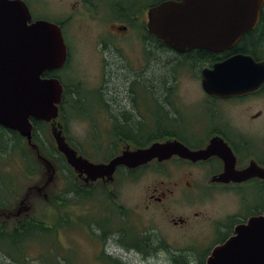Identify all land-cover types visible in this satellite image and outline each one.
Instances as JSON below:
<instances>
[{
	"label": "flooded vegetation",
	"instance_id": "flooded-vegetation-1",
	"mask_svg": "<svg viewBox=\"0 0 264 264\" xmlns=\"http://www.w3.org/2000/svg\"><path fill=\"white\" fill-rule=\"evenodd\" d=\"M20 1L31 14L30 24L45 21L60 28L68 50L83 45L114 49L116 44L121 45L118 37L140 32L131 48L145 49L144 65L114 89L107 90L104 84L101 90H85L83 105L76 106L68 99L62 111L61 104L54 123L58 128L55 132H61L78 156L93 163L107 164L126 152L148 149L155 144L163 145V160L156 158L135 169L119 166L112 181L105 178L87 183L86 176L80 177L58 151L53 122L31 119V144L18 131L0 125V145L6 146L10 139L16 146L23 147L20 143L24 144L25 149L36 155L41 166L39 171L49 170L55 182L59 177L62 184L59 192L50 191L51 184L44 189L40 185L28 187L20 199L25 188L21 179L17 177L15 183L12 175L0 174V225L8 231L3 237L5 241L18 239L10 231L21 228L34 217L47 218L51 214L54 221L49 225H55L56 206L62 202L56 204L52 199L62 191H65V197L72 199L73 192L71 189L68 192V188L73 182L84 192L102 187L112 199L108 222L100 221V225L95 226L97 233L91 235L95 240L97 259L102 262L108 259L107 264H112L110 261L124 264L110 253L111 243L120 254L139 257L143 262L156 259L165 264H207L213 251L235 237L240 226L264 215V179L222 180V177L247 170L252 163L264 168V85L260 90L236 97H217L203 88L204 71H210L216 64L236 55L249 56L257 63L264 61V0L259 13L251 20L241 19V14L234 18L238 11L231 4L212 0V33H240L243 24L252 27L244 30L235 44L204 43L185 52L176 51L162 41L154 43L148 30L151 8L163 2L181 0ZM198 22L202 27L205 24L202 20ZM92 35L95 38L89 39ZM153 46L162 50L163 74L159 78L153 75ZM115 63L120 65L121 72L130 70L124 61ZM45 74L44 78H58ZM184 83H191V88L195 89L182 90ZM74 90L73 86L69 88V97ZM69 109L71 114H77V118L96 129L99 143L90 145L88 151L96 149L99 160H94L75 141L67 125L74 121V118L70 121ZM38 122L47 126L43 130L42 127L37 129ZM36 136L52 152H58L50 161L53 167L39 161L38 143L36 149L33 146ZM190 153L200 156L194 158ZM20 158V162L26 164L27 173L32 177L36 175L38 166L29 162L28 154ZM55 182L54 186H57ZM126 186L141 188L135 196V199L139 198L137 201H119L117 191ZM16 202L17 206L11 208ZM37 202L48 206L47 216L37 214ZM67 205L73 207V203ZM68 209L65 221L71 222L72 211ZM96 221L98 223L99 219ZM182 238L189 243L188 249L174 251L172 242ZM114 253H118L115 248Z\"/></svg>",
	"mask_w": 264,
	"mask_h": 264
},
{
	"label": "water",
	"instance_id": "water-1",
	"mask_svg": "<svg viewBox=\"0 0 264 264\" xmlns=\"http://www.w3.org/2000/svg\"><path fill=\"white\" fill-rule=\"evenodd\" d=\"M231 4L241 19H253L263 0H222ZM205 21L204 26L198 22ZM32 21L27 6L20 0H0V125L18 131L31 144V119L53 122L58 151L87 183L113 180L116 168L135 169L158 158L163 160V145L126 152L109 163H93L78 156L54 126L59 116L64 88L58 78H44L46 72L61 70L68 60V49L60 28L50 22ZM242 32L252 25L242 26ZM148 30L174 50L185 52L202 44H235L236 33H212V0L167 1L148 11ZM232 46V45H230ZM203 88L217 97H236L260 90L264 85V61L236 55L203 73ZM35 148L36 146L33 145ZM198 158L200 154L190 153ZM40 158V157H39ZM47 166L51 163L40 158ZM264 179V168H250L222 180ZM207 264H264V215L252 218L237 230L230 241L217 247Z\"/></svg>",
	"mask_w": 264,
	"mask_h": 264
},
{
	"label": "rangeland",
	"instance_id": "rangeland-1",
	"mask_svg": "<svg viewBox=\"0 0 264 264\" xmlns=\"http://www.w3.org/2000/svg\"><path fill=\"white\" fill-rule=\"evenodd\" d=\"M93 30L97 29L94 28ZM133 34L134 35L126 37H118L117 40L121 42V45L116 44V48L114 49H95L86 45L71 47L68 50L70 59L69 68L61 71L59 74L60 77L70 85L72 83H81L85 89L89 91L101 90L103 89L104 84H106L107 90L118 87L122 84V80L132 76L135 69H139L140 65H144L145 49L131 48L135 40V36H139L140 32ZM93 38H95L94 35L90 36L89 39ZM114 41L116 42V40ZM152 52L153 60H155L153 65V75L159 78V76L163 74L160 63L162 50L158 46H153ZM120 60L124 61L129 66L130 70L121 72L119 70L120 65L115 63L118 61L120 62ZM181 88L184 91L195 89V87L191 88V83H184L181 85ZM71 111V109L68 110L69 113ZM66 114L67 109L65 115ZM69 116L70 121L72 118H74V121L72 123L68 122L67 125L68 128L71 129L77 144L90 154L94 160H99V152L96 149L94 152L88 151L90 145H93L96 141L99 143V137L95 134L96 129L89 125L85 120L77 118V114L70 113ZM20 144L25 147L24 144ZM23 148L19 145L16 146V143L11 139L6 146L0 145V174L2 176L7 174L8 176L12 175L15 178V183L17 177L21 179L25 188L23 189V192L20 193V199L23 198L28 187L34 185H40V187L44 189L48 184H51V186H53L50 191L53 189L59 192L62 189L59 177L57 176L58 178H56L55 182V177L52 178V173L50 176L48 169V172L44 173L39 171L40 165H38V159L31 151H28L29 162L36 163L38 169L36 171V175L33 177L27 173L26 164L20 162V157L23 155ZM5 166H8V170H5ZM28 176L32 178H28ZM54 182L57 183V186H54ZM76 185H78V183H76ZM140 191L141 188L138 186L123 187L117 191V193L120 194L119 201L122 203L137 201L139 198L135 199V196H137ZM6 198L11 200L7 195ZM99 201L94 200L80 202L77 205H73V207L70 206L71 208L69 207L68 209L69 211H72V213H70V217L72 219L70 226L61 229L59 234L54 237H45L42 239L43 241L29 239L23 242L20 239L17 244H11V241H5V239L0 238V262L3 264H25V261H23L25 256L27 258L26 260L29 261L27 264H40V259L50 258L49 254L54 253L53 259L57 257L59 261V263H55L53 261L54 264H107L109 261L108 259L104 257L108 261L105 260L102 262V260H98L95 255V240L91 236L93 232L91 233V231L84 224H79L80 218L84 222L87 220L88 222H91L93 219L101 220L103 218L102 214L104 209H112L110 202L105 205ZM105 202L107 203V201ZM73 203H76V200H74ZM11 206V208H15L17 206V202L15 204L12 203ZM47 209H49L48 206H46L45 203L40 202L37 208V214L40 216H47ZM52 212L53 215H55L54 210H52L51 213ZM48 217V222L52 223L54 221V217L51 214H49ZM81 225H84L86 228H82L83 226ZM174 241L175 242H172L174 245V251H179V249L185 248L188 249L187 247L189 246V243L183 238L181 241ZM113 247L116 249V252L119 253V250L114 243H111L109 246V248H111L110 253L114 254L117 259L120 258L118 260L124 264H165L164 262L157 261L156 259L150 260L149 262H143L142 259L133 255L125 256L120 253H114ZM116 258L113 257V259ZM110 263L115 264L111 261ZM168 264H170V262Z\"/></svg>",
	"mask_w": 264,
	"mask_h": 264
},
{
	"label": "trees",
	"instance_id": "trees-1",
	"mask_svg": "<svg viewBox=\"0 0 264 264\" xmlns=\"http://www.w3.org/2000/svg\"><path fill=\"white\" fill-rule=\"evenodd\" d=\"M152 39H153V42L156 43V44H160L161 41L158 40L156 37L152 36ZM69 65H70V62L68 61L64 70H66L67 68H69ZM59 71H56L54 73H46L45 76L46 77H51V76H55V77H58L59 79H62L59 75ZM62 82L64 84V87H65V90H64V98H63V103H62V111L64 110V105L66 104V102H68V99H71L73 104L76 105V106H80V105H83L85 102H84V98H85V93L84 91L86 90L85 87L81 84V83H72L71 85L67 82H65L63 79H62ZM75 89L74 90V93L69 97V88L72 87ZM36 126H37V129L38 127L41 128L42 127V130L44 127H46L47 125L43 122V123H36ZM34 144L38 145V152L40 155H42V157H45L46 159H48L49 161H52L55 159V154H58V152L54 151L52 152V149L49 148L48 146L45 145L44 142H42V140H40L39 137H34V140H33ZM24 147V146H23ZM22 147V148H23ZM22 152L23 154H28V150L25 149V147L22 149ZM67 166V165H66ZM68 192H70V189L72 190L73 192V196H72V199H69L67 197H65V191H62V193H57L56 196H55V199H52V202H55L56 204H58L59 202H62L61 205H57L56 208H57V215H56V222H55V225L53 226H50L49 225V222H48V217L47 218H44V217H41V218H37V217H34V219L28 221V222H24V225L21 226V228H14L12 229V231H10L11 235L12 236H17L18 239L14 240L13 242H11V244H17L18 243V240H22L23 242H25L26 240H29V238H26L27 236H30V237H35L33 240H42L44 239L45 237L47 238H50L52 234L54 235H58L60 230L61 229H64L66 228L70 222L69 221H65L68 219V215L66 213V210L68 207H70L71 205H67L69 203H73L74 200H76V203H80V202H88V201H94V200H102V201H99L101 203H104L105 205L106 204H109V202L112 201V199H110L106 194V190L104 188H96L94 189L93 191H88V192H84L81 190L80 186L76 185L75 182H73L72 184V187L71 188H68ZM67 192V194H68ZM76 194V196H75ZM107 201V203L105 202ZM76 203H73V205H77ZM110 210V209H109ZM108 213V209L105 208L104 209V216L103 218L100 220L99 219V222L97 223L96 219H93V221L91 222H88L87 221H82V219L80 218V223L84 224L90 231L91 233L93 232L94 233H97V229L95 228V226L97 227V225L99 226L100 225V221L104 220L105 222H108V219H109V215L107 214ZM94 223V224H93ZM84 225H81L83 226L82 228H84L85 226ZM85 227V228H86ZM7 228L5 226H2L0 225V238L3 239L4 236H7ZM11 241V240H10ZM43 241V240H42ZM40 242V241H39ZM54 254V253H53ZM53 254L50 253V258H47V259H40V264H54L53 261L55 263H59L57 257H55V259H53ZM24 255V253H23ZM24 260L25 261V264L29 263L28 260H26L27 258L24 256ZM0 264H3L0 262Z\"/></svg>",
	"mask_w": 264,
	"mask_h": 264
}]
</instances>
